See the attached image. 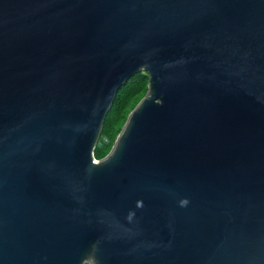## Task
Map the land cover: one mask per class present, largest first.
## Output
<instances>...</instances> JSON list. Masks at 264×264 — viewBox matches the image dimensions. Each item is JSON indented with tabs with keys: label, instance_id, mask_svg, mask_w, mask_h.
Returning a JSON list of instances; mask_svg holds the SVG:
<instances>
[{
	"label": "water",
	"instance_id": "obj_1",
	"mask_svg": "<svg viewBox=\"0 0 264 264\" xmlns=\"http://www.w3.org/2000/svg\"><path fill=\"white\" fill-rule=\"evenodd\" d=\"M0 264H264V0H0Z\"/></svg>",
	"mask_w": 264,
	"mask_h": 264
},
{
	"label": "trees",
	"instance_id": "obj_2",
	"mask_svg": "<svg viewBox=\"0 0 264 264\" xmlns=\"http://www.w3.org/2000/svg\"><path fill=\"white\" fill-rule=\"evenodd\" d=\"M147 83L148 76L140 72L128 79L118 89L114 102L105 117L103 128L94 150L96 159L103 158L109 152L128 114L146 94Z\"/></svg>",
	"mask_w": 264,
	"mask_h": 264
}]
</instances>
